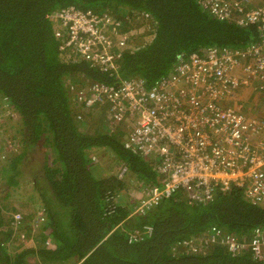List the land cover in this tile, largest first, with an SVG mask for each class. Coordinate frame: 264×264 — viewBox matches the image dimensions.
Wrapping results in <instances>:
<instances>
[{"label":"trees","instance_id":"1","mask_svg":"<svg viewBox=\"0 0 264 264\" xmlns=\"http://www.w3.org/2000/svg\"><path fill=\"white\" fill-rule=\"evenodd\" d=\"M62 6L102 7L113 14L139 10L136 23L146 13L149 31H141L115 54L112 67L103 68L69 46L58 49L51 15ZM256 31L255 25L215 19L196 0H0V104L16 114L22 142L21 153L0 165L1 177L17 183L16 164L24 151L38 142L44 151L41 171L31 173L33 183L44 186L36 188L42 213L5 206L13 211L0 214V264H264L249 248L230 254L219 243L201 252L173 253L178 242L213 226L237 236L254 228L264 232V203L253 204L241 188L218 191L206 202H188L179 192L131 215L133 200L144 187L160 185L162 177L146 157L123 147L128 125L109 130L103 110L77 120L69 84L78 77L106 84L141 77L151 83L187 53L239 47ZM101 150L107 163L97 157ZM122 164L126 172L119 178ZM107 196L116 197L111 212ZM13 213L21 215L15 224ZM145 225L149 235L142 232ZM14 228L32 236L34 245L9 254L4 243Z\"/></svg>","mask_w":264,"mask_h":264},{"label":"built area","instance_id":"2","mask_svg":"<svg viewBox=\"0 0 264 264\" xmlns=\"http://www.w3.org/2000/svg\"><path fill=\"white\" fill-rule=\"evenodd\" d=\"M196 1L217 20L255 25L256 37L239 47L208 46L187 53L151 83L141 77L112 84L78 77L69 83L74 89L75 118L83 120L103 110L109 130L128 125L123 147L146 157L162 177L160 185L144 187L133 200L131 215L175 193L188 202H206L233 186L241 188L253 204L264 203V119L248 120L238 108L224 103L241 85L256 83L255 88L264 93V0ZM139 12L113 14L62 6L51 15L58 49L69 46L96 65L110 68L115 54L139 36L140 27L149 31L146 13L136 23ZM125 172L122 164L117 176ZM106 200V212L113 211L116 197ZM20 218L19 213L12 214L14 224ZM142 232L149 235L151 227L143 226ZM135 234H129V239ZM212 243L223 245L230 254L249 248L253 258L264 259V232L259 228L237 236L213 226L178 242L173 253L201 252Z\"/></svg>","mask_w":264,"mask_h":264},{"label":"rangeland","instance_id":"3","mask_svg":"<svg viewBox=\"0 0 264 264\" xmlns=\"http://www.w3.org/2000/svg\"><path fill=\"white\" fill-rule=\"evenodd\" d=\"M100 9L103 8L101 7ZM138 30L144 31L143 27H140ZM137 40L141 39L138 38ZM240 111L245 114L248 120L252 118V116H250L249 113H245L243 109ZM19 125L20 123L18 122L16 114L7 109L4 104H0V165L10 160L13 161L15 157L19 155L18 153L22 151ZM38 143L32 147V150L24 151L23 155H21V159L17 162L16 169L19 172L16 177L17 183H8L7 178L5 176L1 177L0 175V214L3 217H7L10 211H13L7 210L5 206H16L21 213L25 211L42 213V209L40 208L42 201L36 188L43 189L44 186L40 181L39 184H34L31 175V173H33L32 170L36 172L41 171L44 159V151ZM105 155L104 150H101L100 155H97V157L100 158L99 161L107 163L108 158L105 157ZM41 216H43V214ZM40 219L41 217L39 220ZM3 229H5V227L1 228L2 231H4ZM21 232L24 234L23 238L20 237ZM14 237L16 240H13ZM10 238L11 239L4 243L6 252L9 254L20 251L21 248L28 243L32 244V246L34 245L32 237L25 236V232L23 230L19 232L17 228H14V232H12Z\"/></svg>","mask_w":264,"mask_h":264},{"label":"crops","instance_id":"4","mask_svg":"<svg viewBox=\"0 0 264 264\" xmlns=\"http://www.w3.org/2000/svg\"><path fill=\"white\" fill-rule=\"evenodd\" d=\"M237 76H241V72L236 70ZM254 85L238 86L232 91V96L224 101L234 108L244 110L245 113H249L252 118L264 119V93L259 92ZM263 98V99H262ZM135 194V191L131 192V196ZM135 196V195H134ZM32 237V236H31Z\"/></svg>","mask_w":264,"mask_h":264},{"label":"clouds","instance_id":"5","mask_svg":"<svg viewBox=\"0 0 264 264\" xmlns=\"http://www.w3.org/2000/svg\"><path fill=\"white\" fill-rule=\"evenodd\" d=\"M105 10V9H104ZM108 11V10H107ZM126 12H128V11H126ZM125 13V12H124ZM121 14H123V13H121Z\"/></svg>","mask_w":264,"mask_h":264}]
</instances>
